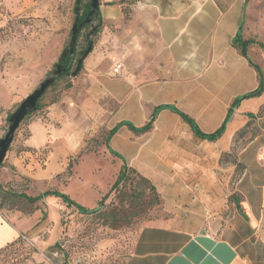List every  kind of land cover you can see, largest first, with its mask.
Listing matches in <instances>:
<instances>
[{"label": "crops", "instance_id": "obj_1", "mask_svg": "<svg viewBox=\"0 0 264 264\" xmlns=\"http://www.w3.org/2000/svg\"><path fill=\"white\" fill-rule=\"evenodd\" d=\"M99 1L101 54L82 75L85 97L70 109L76 120L60 116L53 130V171L63 172L86 149L91 118L110 119L116 130L106 149L123 166L159 188L184 190L185 199L196 189L205 198L227 194L232 205L200 227L148 222L124 264H264V0ZM169 106L204 134L230 118L211 141L162 108ZM152 119L147 132L129 127ZM47 133L32 135L28 146L49 144ZM18 233L0 214V248Z\"/></svg>", "mask_w": 264, "mask_h": 264}, {"label": "rangeland", "instance_id": "obj_2", "mask_svg": "<svg viewBox=\"0 0 264 264\" xmlns=\"http://www.w3.org/2000/svg\"><path fill=\"white\" fill-rule=\"evenodd\" d=\"M76 1L0 0V138L7 133L10 116L55 70L68 49ZM93 27L99 33L87 40ZM104 28L98 15L82 30L72 69L42 96L40 110L22 121L0 165L2 187L12 193L0 190V214L5 224L19 232L20 240L0 252V264H124L137 233L148 222L172 220L200 227L214 215H227L232 209L227 194L210 193L205 198L194 189L185 199L184 190L159 188L133 168L113 188L125 166L106 149L110 119L97 122L91 118L86 149L70 159L66 170L53 171V130L61 125L60 116L76 120L70 109L85 97L82 75L101 54ZM110 32L115 33L116 27ZM91 43L93 49L83 62L84 68L73 76L82 51ZM44 129L48 130L49 144L29 147L32 135ZM19 160L21 165L16 164ZM47 191L64 192L85 208L98 211L81 214L59 198L46 197L32 204L20 196L36 197ZM220 201L223 206L214 205Z\"/></svg>", "mask_w": 264, "mask_h": 264}, {"label": "water", "instance_id": "obj_3", "mask_svg": "<svg viewBox=\"0 0 264 264\" xmlns=\"http://www.w3.org/2000/svg\"><path fill=\"white\" fill-rule=\"evenodd\" d=\"M81 0H77V11L79 12V4ZM100 11V1L99 0H91L90 3V11L86 17V19L80 23L79 14L76 15V19L72 28L71 33V41L69 43L68 49L63 52L60 61L65 62L66 56L69 53L71 59L66 68L63 67L62 63H58L55 66V70L51 72L47 78L39 85L37 89H35L29 96H27L23 102L20 104V107L11 115L8 119L9 127L5 137L0 138V165L5 161L7 154L10 150L12 142L15 137V133L19 128L22 121L29 115L31 111H35L38 107V102L42 98V96L47 92V90L54 84L55 79L60 77L64 72L72 68L74 59L76 57L75 47L78 40V34L80 29L85 26L92 24L94 19L99 15ZM96 31V28L93 27L92 30L87 35V40H90L91 36ZM93 49V44L91 43L88 49L82 54L81 58L78 59L76 68L72 73L73 76L77 75V73L81 69V65L83 64L85 58L91 53Z\"/></svg>", "mask_w": 264, "mask_h": 264}, {"label": "trees", "instance_id": "obj_4", "mask_svg": "<svg viewBox=\"0 0 264 264\" xmlns=\"http://www.w3.org/2000/svg\"><path fill=\"white\" fill-rule=\"evenodd\" d=\"M76 2H77V1H76ZM90 3H91V0H88L86 3H85V0H81V2H80V4H79V8H80L79 12L77 11V7H78V6L76 7L75 11H76V14H79V16H80V21H79L80 23H82V22L86 19L87 15H88V13H89V11H90ZM76 4H77V3H76ZM87 27H88V25H85V26H83V27L80 29L79 34H78V40H79V38H80V34H81L82 30L85 29V28H87ZM94 33H95V34L99 33V29H97ZM78 40H77L76 47H75V54H76V55H77ZM87 49H88V47L86 48V50H87ZM86 50L82 51L81 55H82ZM70 59H71V56H70V54L68 53L67 56H66V59H65V63H64V67H65V68L67 67V65H68V63H69V61H70ZM72 67H73V65H72ZM83 68H84V66H83V64H82V65H81V69H80V71L78 72V74L81 72V70H82ZM71 69H72V68H71ZM71 69L67 70V71H66L67 73H63L60 77L56 78L55 81L58 80V79L61 78V77H64L65 75H67ZM260 93H261V90L258 89V90H256V91L250 93V94L245 95L244 97H242L241 99H238V100L234 103V107L237 106L238 103H239L242 99L255 97V96H258ZM162 108H170V109H172L174 112L178 113V114L184 119V121L187 122V123L192 127V129L194 130V132H195L197 135H199V136L202 137V138H205V139L211 140V141H215V140H217V139L223 134V132H224V130H225L226 123H227V121H228L229 118H230V115H228V117H227L226 122L224 123V125H223L218 131H216L215 133H212V134H204V133L199 129V127L197 126L196 122H195L192 118H190L188 115H186L185 113L181 112V111L178 110L177 108H175V107H171V106H169V107H162ZM162 108H160V109H162ZM36 110H40V104H39V103H38V107H37ZM36 110H35V111H36ZM33 112H34V111H31V112L29 113V115H30L31 113H33ZM10 117H11V116H10ZM152 124H153V119H152V121H151L150 123H148L146 126H144V127H142V128H139V129H138V128H135V127L132 126V125H129V127H130L131 130H133V131H135V132H137V133H144V132H147L148 130H150V129L152 128ZM115 130H116V129H113V130L110 131V136H112V135L115 133ZM127 170H129V167L125 166V167H124V170H123V171L120 173V175L118 176V178H117V180H116V182H115L113 188H117V187H118V186H119V185H120V184L126 179V177H127ZM133 171H136V170L133 169ZM136 172H137V171H136ZM146 180H147V182H149L148 179H146ZM152 188H153V190L155 191V188H154V187H152ZM0 190H2V192H4V193L7 194V195H12V193H9V192H7V191H5V190L3 189L1 182H0ZM13 194H14V193H13ZM14 196H16V195L14 194ZM20 196L24 197L28 202H30V203H32V204L37 203V202H40V201H42V200H43L44 198H46V197H56V198L61 199L64 203H66L67 206H69V207H75V208H76L81 214L95 213V212L98 211V209L91 210V209H87V208H85L84 206H82V205H80L79 203H77L76 201H74V200H73L68 194H66V193H64V192H61V191H47V192H45V193H43V194H40V195H38V196H36V197H31V196H27V195H20ZM0 209H1V206H0ZM19 242H20L19 239L15 240L14 242L8 244L6 247L1 248V249H0V252L3 251V250H5V249H7V248L13 247L14 245H16V244L19 243Z\"/></svg>", "mask_w": 264, "mask_h": 264}, {"label": "built area", "instance_id": "obj_5", "mask_svg": "<svg viewBox=\"0 0 264 264\" xmlns=\"http://www.w3.org/2000/svg\"><path fill=\"white\" fill-rule=\"evenodd\" d=\"M121 71H122V65L121 64H116L114 69H113V72L115 74H119Z\"/></svg>", "mask_w": 264, "mask_h": 264}, {"label": "flooded vegetation", "instance_id": "obj_6", "mask_svg": "<svg viewBox=\"0 0 264 264\" xmlns=\"http://www.w3.org/2000/svg\"><path fill=\"white\" fill-rule=\"evenodd\" d=\"M59 63H62V64H63V67H64V63H65V62H61V61H59ZM64 68H65V67H64ZM64 73H67V72H64Z\"/></svg>", "mask_w": 264, "mask_h": 264}]
</instances>
